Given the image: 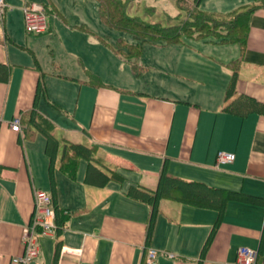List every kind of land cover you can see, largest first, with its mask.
Listing matches in <instances>:
<instances>
[{"label":"crops","instance_id":"0c3cea01","mask_svg":"<svg viewBox=\"0 0 264 264\" xmlns=\"http://www.w3.org/2000/svg\"><path fill=\"white\" fill-rule=\"evenodd\" d=\"M9 9L0 23V264H15L13 260L24 255L23 233L34 215L35 193L51 195L45 137V142L29 145L24 127L21 133L11 129L15 117L33 108L43 74L49 100L59 107L55 108L73 112L74 131L86 145L98 146L95 164L100 172L116 171L124 180L99 185L97 172L89 179V162L84 159L75 180L57 168L56 224L58 217L61 229L55 236H39L40 254L29 264H54L57 254V264H146L149 249L157 251L158 264H240L241 248L257 251L264 261V114L241 118L221 111L232 75L227 66L241 56L239 45L194 40L203 45L204 55L216 56L221 67L202 77L183 72L180 61L176 65L172 57L170 68L157 73V65L141 59L142 54L137 66L146 75L147 70L156 73L158 77L151 74L159 85L156 94L140 91L130 64L120 68L126 77L117 84L108 75L117 74L112 66L108 74L97 71L91 67L94 58L78 52H70L73 73H66L61 64L66 58L53 51L49 73V60L45 64L40 60L33 42L25 38L26 45L22 43L24 10L15 27L11 23L15 12ZM249 26L237 92L264 104V9L251 15ZM53 29L57 33L49 21L45 34ZM6 72L7 81H2ZM91 74L99 78V87L83 83ZM211 77L214 82L209 83ZM61 80L70 82L69 91L55 95L53 87ZM44 100L38 111L57 130L61 125L41 109ZM219 152L235 154L236 159L218 168ZM164 168L186 181L243 192L261 201H231L222 217L213 209L162 201L148 239L150 207L129 198L127 192L132 186L155 191Z\"/></svg>","mask_w":264,"mask_h":264},{"label":"trees","instance_id":"16d2710c","mask_svg":"<svg viewBox=\"0 0 264 264\" xmlns=\"http://www.w3.org/2000/svg\"><path fill=\"white\" fill-rule=\"evenodd\" d=\"M96 1L99 4L100 18L104 23L115 29L129 32L137 41V43L131 45L125 44L121 40L118 41V46L120 48L119 52L124 54L129 60L139 59L141 57L143 54V45L145 43L155 45L179 44L182 43L184 37L198 41L215 38L220 45H239L241 56L230 62L227 66L232 75L221 106V111L241 118H247L254 112L264 114V104L258 103L255 99L249 96L239 95L237 92V84L239 81L238 67L239 62L243 58L249 35L250 17L255 11L264 9V0H256L252 5L240 8L231 15L229 20L217 21L207 12L199 10L198 12H188V19L186 21H182L177 25L170 27L163 26V24L148 23L145 20L143 21L142 19H139V17H129L123 0ZM182 1L183 0H178L179 7L182 6L179 4ZM196 2L200 5L202 0H196ZM183 9L184 7L181 8V10ZM44 10L49 17L52 15H60L62 17L55 6H53L52 9L50 6L44 5ZM180 19L181 18H179V20ZM0 68L2 67L0 66ZM44 77L45 74L41 76L33 108L22 112L21 117L25 140L27 142H34L38 135H43L46 139L45 154H47L50 161L52 183L51 198L56 214L60 215L55 183V170L57 168L67 175V177L75 180L80 161L84 159L89 162V179L90 176L93 175L92 172H97L99 174L97 177L100 182L99 185L105 186L112 181L122 182L124 179L116 171H111L109 174L100 172V169L95 164L98 162V159H96L99 150L97 145L73 143L67 138L61 141L55 136L56 130L54 124L38 111V106L42 98H45L49 104L59 109L55 103L49 100ZM2 81H7V72ZM83 83L95 87L101 85L99 78L93 74L90 75L89 82ZM121 91L123 93L127 92L124 89ZM62 143L64 144V147L61 151ZM127 196L150 207L151 213L147 234L148 239L152 236L154 221L160 212L159 206L162 201L170 200L194 207L213 209L219 213L220 217H222L225 208L231 201H243L249 203H258V201H261L260 199L248 196L243 192L214 188L202 182L186 181L171 174L166 168L161 172L158 187L155 191L147 190L141 186H132L129 188ZM68 217L69 215L66 217L65 221ZM218 223L215 227L218 226ZM58 224L57 217V225ZM58 227L61 229L60 224ZM213 236L214 234L212 237ZM211 239L205 247V251L208 248ZM60 246L61 244L58 245V248ZM57 259L58 254L56 255L54 264L58 263Z\"/></svg>","mask_w":264,"mask_h":264},{"label":"rangeland","instance_id":"374dc122","mask_svg":"<svg viewBox=\"0 0 264 264\" xmlns=\"http://www.w3.org/2000/svg\"><path fill=\"white\" fill-rule=\"evenodd\" d=\"M123 1L125 2L129 17H139V19L145 20L148 23L163 24V26L170 27L182 21H186L188 19V12H198L199 10L207 12L217 21L229 20L231 15L239 10L237 7L242 6L243 3L245 5L249 4V1L252 2L253 0H202L200 5L197 4L196 0H183L179 3L184 7L183 10H181V8H183L182 6H178V0ZM33 4L41 6L48 5L52 9L53 6H55L63 17L60 19L50 16V24L52 27L56 26L58 31L56 33L55 29H53L52 32L45 34L48 32V29L44 35L40 36L29 34L26 31L24 19L22 20L24 28L22 43L24 46L26 45L25 38H28L30 43L33 42V44H31L32 47L36 50L39 58H43H40V60L44 64L49 60L50 64H48V67L49 71H51L49 73L53 71L50 55L53 51L58 52L60 57L66 58V60L61 63L65 67L66 73H73L72 66L69 65L71 64L69 58L71 56L70 52L73 54L78 52L84 57L90 55L94 58L91 67L97 71L108 74V68L112 66L111 69L120 76L116 77L115 75L117 74L113 75L112 73L108 75L113 77L111 79L116 81L115 83L117 84L124 83L122 77H126V74L122 73L120 68H128V64H130V68L132 67L133 73L137 76L134 78L136 84H138L139 79L140 91L144 90L150 93H160L158 92V88H155L159 86L158 83H156V81L153 82V78H151L152 75L156 77V73L147 70L150 75H146L145 72H142V68H138V64L136 63L137 59L127 61L125 55L119 52V40L128 45L135 44L137 41L129 32L115 29L104 23L100 18L99 4L96 0H14V2L7 5L10 7L9 12H15L14 18L11 21L15 27L19 26L21 20L20 10L22 9L23 11L25 6H31ZM179 18H181V21ZM0 28H3L2 25H0ZM194 40L195 39L184 37L182 43L183 45H187V47H157L150 43H145L143 47V57L141 59L144 58L148 62L155 63L157 65V73L160 70H167L170 68V58L172 57L176 65H178L180 61L179 67L183 72L191 71L196 77H202L205 73L214 75L218 72V68H221L218 66L217 57L204 55L201 50V46L203 45L196 43ZM211 40L216 39L211 38ZM119 58H122V61ZM126 61L131 62L127 63ZM134 68H136V70L138 69V72H136ZM145 81L147 82L145 83ZM208 82H214V79L211 77ZM69 84L70 82L63 81L62 83L61 80L59 85L53 87L56 92L55 95H59L58 93L63 92V90L66 92L69 91ZM56 97L59 98V96ZM75 97L76 96H74V98ZM70 102L73 103L74 101ZM41 109H43L47 115L55 118V121L61 125L55 132V136L59 140L62 141L67 138L73 143L87 144L86 139L80 133L74 131L76 129H74V125L72 124L73 112L67 113L66 111H58L45 100L41 103ZM39 140L43 142L45 139L42 135H38L37 139L34 142H30L29 145H35ZM63 147L64 144L62 143L61 151Z\"/></svg>","mask_w":264,"mask_h":264},{"label":"built area","instance_id":"2783aa9c","mask_svg":"<svg viewBox=\"0 0 264 264\" xmlns=\"http://www.w3.org/2000/svg\"><path fill=\"white\" fill-rule=\"evenodd\" d=\"M8 9L5 0H0V23ZM25 28L29 34L42 35L49 29V18L42 6H26L24 9ZM14 132H22V120L20 116L11 122ZM236 159L235 154L219 152L217 155V167L232 164ZM58 230L56 224V212L53 201L49 194L43 191L35 193V211L31 222L25 227L23 233V244L25 252L22 257L14 259L15 264H29L40 254L38 245L39 236H55ZM240 264H264L259 259L257 251L241 248L238 252ZM146 264H158V253L149 249L146 254Z\"/></svg>","mask_w":264,"mask_h":264}]
</instances>
